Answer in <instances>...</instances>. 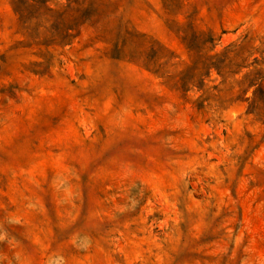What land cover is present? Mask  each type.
I'll list each match as a JSON object with an SVG mask.
<instances>
[{"label":"rangeland","instance_id":"1","mask_svg":"<svg viewBox=\"0 0 264 264\" xmlns=\"http://www.w3.org/2000/svg\"><path fill=\"white\" fill-rule=\"evenodd\" d=\"M95 1L0 0V264H264V0Z\"/></svg>","mask_w":264,"mask_h":264},{"label":"trees","instance_id":"2","mask_svg":"<svg viewBox=\"0 0 264 264\" xmlns=\"http://www.w3.org/2000/svg\"><path fill=\"white\" fill-rule=\"evenodd\" d=\"M51 2L52 0H13L15 11L25 26L29 25L30 27L31 25L34 28L42 17H48L49 20L55 19L52 23L55 33L52 39H50V43L57 45L72 44L81 34V27L86 21L93 14L99 12V7L96 5L95 0H67L66 3L60 4L58 9L52 7L50 5ZM191 30L193 31L191 34L192 37H189L188 33L184 31L185 35L182 39L186 43L189 51L200 57L202 55V47L196 43L198 33L194 30L193 26H191ZM116 49L123 53L125 46L121 45L119 48L117 44ZM212 67H216L218 70L222 68L214 62L205 65L206 71L200 76V82H203L204 75L208 76L210 74ZM250 82H253V80ZM261 85L262 82H259V87ZM188 90L184 89V91Z\"/></svg>","mask_w":264,"mask_h":264}]
</instances>
